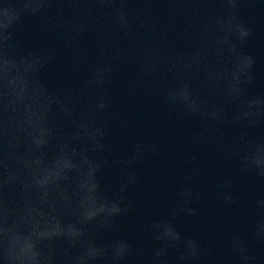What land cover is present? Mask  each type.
Here are the masks:
<instances>
[{
	"label": "water",
	"instance_id": "95a60500",
	"mask_svg": "<svg viewBox=\"0 0 264 264\" xmlns=\"http://www.w3.org/2000/svg\"><path fill=\"white\" fill-rule=\"evenodd\" d=\"M0 264H264V0H0Z\"/></svg>",
	"mask_w": 264,
	"mask_h": 264
}]
</instances>
